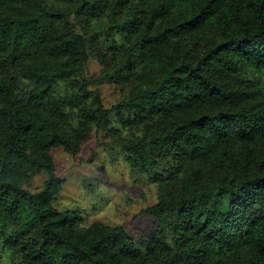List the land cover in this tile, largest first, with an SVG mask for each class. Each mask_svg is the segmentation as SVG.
<instances>
[{"label": "trees", "instance_id": "1", "mask_svg": "<svg viewBox=\"0 0 264 264\" xmlns=\"http://www.w3.org/2000/svg\"><path fill=\"white\" fill-rule=\"evenodd\" d=\"M93 136L156 186L146 237L55 208L54 151ZM0 264H264V0H0Z\"/></svg>", "mask_w": 264, "mask_h": 264}, {"label": "rangeland", "instance_id": "2", "mask_svg": "<svg viewBox=\"0 0 264 264\" xmlns=\"http://www.w3.org/2000/svg\"><path fill=\"white\" fill-rule=\"evenodd\" d=\"M108 22V18L102 17L77 27L90 47L86 78L90 88L100 94L106 108L118 102L122 89L104 78L112 54L107 47ZM96 143L93 136L76 156L63 150L54 151L56 175L64 182L54 202L55 208L76 211L84 225L122 226L132 237L145 236L153 222L141 215V211L156 202V186L130 172L119 147H104L99 143L97 146ZM44 179L42 174L35 176L26 189L39 191Z\"/></svg>", "mask_w": 264, "mask_h": 264}]
</instances>
